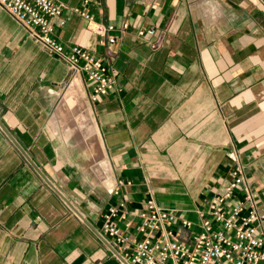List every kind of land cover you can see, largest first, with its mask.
Listing matches in <instances>:
<instances>
[{"label": "crops", "instance_id": "obj_1", "mask_svg": "<svg viewBox=\"0 0 264 264\" xmlns=\"http://www.w3.org/2000/svg\"><path fill=\"white\" fill-rule=\"evenodd\" d=\"M56 1L58 39L113 83L89 101L90 83L0 6V264H128L146 201L197 222L239 165L264 209V0H90L113 43L83 0ZM112 207L134 221L123 247L102 229Z\"/></svg>", "mask_w": 264, "mask_h": 264}, {"label": "built area", "instance_id": "obj_2", "mask_svg": "<svg viewBox=\"0 0 264 264\" xmlns=\"http://www.w3.org/2000/svg\"><path fill=\"white\" fill-rule=\"evenodd\" d=\"M83 0L75 7L87 21L88 28L113 43L117 37L109 34L114 25L96 20ZM3 7L29 34L57 58L70 66L72 75L83 76L89 87V101H97L112 87V75L101 57L80 44L65 46L58 39V26L66 24L64 5L56 0H0ZM127 23L122 25L123 29ZM153 28L140 27L138 34H154ZM157 47L156 42L152 43ZM223 190L213 196L206 209L198 210L197 222L178 215L170 206L151 199L137 211V231L144 237L134 241L133 249L124 255L128 264H264V209L254 189L246 185L244 167L239 165ZM244 190V197H236ZM112 207L106 215L103 232L111 235L123 247L128 244V230L134 227L132 218L123 214L120 224L112 219L118 213Z\"/></svg>", "mask_w": 264, "mask_h": 264}, {"label": "bare ground", "instance_id": "obj_3", "mask_svg": "<svg viewBox=\"0 0 264 264\" xmlns=\"http://www.w3.org/2000/svg\"><path fill=\"white\" fill-rule=\"evenodd\" d=\"M76 89H77V88H76ZM77 91H78V90H77ZM79 92H80V91H79ZM79 92H78V93H79ZM72 93H73V92H72ZM80 93H81V92H80ZM80 93H79V94H80ZM79 94H78V97H79ZM81 94H82V93H81ZM71 95H72V94H71ZM74 95H75V94H74ZM73 97H76V96H73ZM78 97H76V98H78ZM70 98H71V97H70ZM70 98H69V99H70ZM81 98H82V97H81ZM77 100H79V99H77ZM70 101H71V100H70ZM75 101H76V100H75ZM80 102H82V100H81ZM83 103H84V102H82L81 105H83ZM81 108H82V107H80V109H81ZM83 108H84V107H83ZM86 108H87V107H86ZM82 110H83V109H82ZM89 111H90V110H89ZM91 111H92V109H91ZM91 111H90V113H92ZM81 112H82V111H81ZM84 112H85V111H84ZM90 113H89V114H90ZM82 115L85 116V114H82ZM82 115H81V116H82ZM88 118H89V117H88ZM84 119H85V118H84ZM86 119H87V118H86ZM90 119H91V118H90ZM81 122H82V121H81ZM96 137H97V136H96ZM90 142H91V141H90ZM95 145H96V144H95ZM101 149H102V148H101ZM95 150H96V149H95ZM97 150H98V149H97ZM97 150H96V151H97ZM101 151H102V150H101ZM97 164H98V163H97ZM105 170H106V169H105ZM110 170H111V169H110ZM111 175H112V173H111Z\"/></svg>", "mask_w": 264, "mask_h": 264}, {"label": "rangeland", "instance_id": "obj_4", "mask_svg": "<svg viewBox=\"0 0 264 264\" xmlns=\"http://www.w3.org/2000/svg\"><path fill=\"white\" fill-rule=\"evenodd\" d=\"M224 184V183H223ZM216 195V193L214 194V195H212V196H210V198L208 199V202L210 201V199L213 197V196H215ZM207 202V203H208Z\"/></svg>", "mask_w": 264, "mask_h": 264}]
</instances>
